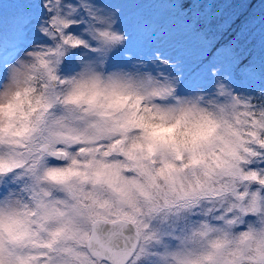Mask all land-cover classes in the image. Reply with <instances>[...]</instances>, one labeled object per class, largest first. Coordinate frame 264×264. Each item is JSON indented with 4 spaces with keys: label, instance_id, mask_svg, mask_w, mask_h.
<instances>
[{
    "label": "clouds",
    "instance_id": "clouds-1",
    "mask_svg": "<svg viewBox=\"0 0 264 264\" xmlns=\"http://www.w3.org/2000/svg\"><path fill=\"white\" fill-rule=\"evenodd\" d=\"M17 3L39 6L33 24L39 36L11 60L0 58V153L7 156L9 139H16L8 131L31 123L47 132L49 152L64 150L70 158L40 152L36 137L43 133H33L32 147L13 149L24 166L11 178L0 176V207H32L33 186L68 199L49 180L51 169L77 160L91 176L107 162L117 187L141 210L138 219L161 241L138 264H264V86L238 89L217 65L209 83L184 89L182 59L126 50L130 36L112 0ZM19 18L33 20L25 8ZM255 79L264 85V76ZM71 184L78 192L101 191L79 177ZM103 195L113 211L120 208L110 191ZM123 231L134 235L131 226ZM12 247L5 238L6 262L15 259ZM16 251L35 256L40 249ZM65 261L73 264L68 257L58 264Z\"/></svg>",
    "mask_w": 264,
    "mask_h": 264
},
{
    "label": "snow or ice",
    "instance_id": "snow-or-ice-1",
    "mask_svg": "<svg viewBox=\"0 0 264 264\" xmlns=\"http://www.w3.org/2000/svg\"><path fill=\"white\" fill-rule=\"evenodd\" d=\"M26 23L22 18L17 21L18 25ZM24 117L31 121V113H25ZM37 131L43 133L36 137L41 141L40 152L57 158H70L64 150L49 152L45 140L47 132L33 127L31 123L25 124L15 132H7L16 139H9L7 156L0 153V176L8 174L11 178V174L24 166V161L18 159L20 153L13 149L32 147L33 133ZM40 158L43 159V156ZM114 172L116 170L112 165L101 162L90 176L82 170L79 161L73 160L68 167L53 168L48 172L49 180L62 185L68 199L55 200L50 193L33 186L28 189L32 207L25 206L23 210L0 207V264H58L63 257L70 258L73 264H138L141 256L148 254L149 247L161 241L156 239L155 233L150 235L149 226L138 219L141 210L130 192L117 187L120 181L113 175ZM75 177L80 178L81 184L92 183L101 191L89 194L74 190L71 181ZM20 178L16 176V179ZM104 189L120 203L117 211H113V201L104 198ZM85 223L91 226L90 231L82 227ZM106 225L112 226L110 231L106 230ZM129 226L133 228V236L123 231ZM5 238L13 246L9 256H15L14 260L7 262L3 256ZM17 249L40 251L33 256L17 252Z\"/></svg>",
    "mask_w": 264,
    "mask_h": 264
},
{
    "label": "rangeland",
    "instance_id": "rangeland-1",
    "mask_svg": "<svg viewBox=\"0 0 264 264\" xmlns=\"http://www.w3.org/2000/svg\"><path fill=\"white\" fill-rule=\"evenodd\" d=\"M112 6L122 10L120 26L130 36L126 50L145 58L162 51L172 59H182L184 89L209 83L210 69L217 65L231 76L238 89L264 86L255 79L260 74L264 76V0H112ZM21 8L30 11L33 17L24 25L17 24ZM225 10L233 17L243 12L247 17L242 38L227 50L222 49L228 44L225 38L217 35L218 31L229 32L230 20L222 24L223 20L218 19ZM40 14L35 4L0 0V58L4 62L37 40L39 34L33 24ZM228 51L241 53L238 59H232ZM121 59L122 52L114 57L115 62ZM72 67L69 60L65 70Z\"/></svg>",
    "mask_w": 264,
    "mask_h": 264
},
{
    "label": "trees",
    "instance_id": "trees-1",
    "mask_svg": "<svg viewBox=\"0 0 264 264\" xmlns=\"http://www.w3.org/2000/svg\"><path fill=\"white\" fill-rule=\"evenodd\" d=\"M225 12L226 10L223 12V14L221 12L219 14L220 17L218 19L223 20L222 24L230 20L228 22L229 26L227 28L229 32H227V30L225 34L221 33L220 31L217 32V35H219V37L225 38V43L226 42L228 43L227 45L222 46L223 50L225 49L227 50L229 46L231 48V45L236 42L235 40H240L242 38L244 34V25H246V18H247L245 12L241 13L240 15H237V17H233L230 14L228 15ZM242 41H240V43H242ZM238 47H241V45H238ZM240 53L241 52H229L228 51V56L231 57L232 59H238V56L240 55ZM224 54H227V53L225 52Z\"/></svg>",
    "mask_w": 264,
    "mask_h": 264
}]
</instances>
